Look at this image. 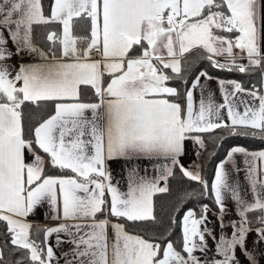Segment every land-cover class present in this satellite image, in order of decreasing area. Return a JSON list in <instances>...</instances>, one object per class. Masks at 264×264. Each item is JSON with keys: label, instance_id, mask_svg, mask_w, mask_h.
I'll use <instances>...</instances> for the list:
<instances>
[{"label": "snow or ice", "instance_id": "obj_1", "mask_svg": "<svg viewBox=\"0 0 264 264\" xmlns=\"http://www.w3.org/2000/svg\"><path fill=\"white\" fill-rule=\"evenodd\" d=\"M57 23L62 27L47 32V46L38 44L35 29ZM197 48L206 53L198 59L213 68L248 75L259 69V86L245 88L207 71L189 85L182 61ZM25 55L38 62H21L18 69L6 62ZM202 77L217 80L223 102ZM173 79L182 80L183 92L168 86ZM42 102L53 103L51 114L26 126L25 105L39 108ZM217 129L264 141V0H52L48 14L42 0H0V222L6 225L4 243L27 252L10 264H59L48 243L53 234L57 248L72 246L62 253L64 264H240L238 247L257 264L246 238L255 231L254 243L264 241V149L231 147L211 182L201 165L180 163L187 140L206 149L204 134ZM226 138L212 142L219 147ZM113 160L148 161L159 174L140 175L138 163H126L127 191H121L108 167ZM49 167L64 174H48ZM177 167L199 189L183 194L161 235L129 231V223L158 225L153 197L169 191L167 181ZM200 197H210L218 211L201 204L197 216L188 208L178 248L169 239L175 214ZM229 197L239 219L225 224ZM45 203L59 223L43 226L44 240L37 242L26 218ZM255 212L253 221L249 213ZM209 213L220 222L218 239L208 227ZM228 226L231 238L223 233ZM206 236L216 241L222 258L208 256Z\"/></svg>", "mask_w": 264, "mask_h": 264}, {"label": "trees", "instance_id": "obj_2", "mask_svg": "<svg viewBox=\"0 0 264 264\" xmlns=\"http://www.w3.org/2000/svg\"><path fill=\"white\" fill-rule=\"evenodd\" d=\"M44 5L45 13L48 14L49 6L52 3V0H42ZM61 29L60 24H52L47 26H39L35 29V38L38 44L43 47L47 46V41L45 40V36L48 31L56 30L59 31ZM74 31L77 34H83V32L77 27L74 28ZM224 34V33H223ZM206 53L202 49H195L191 53L186 54V61H182V68L184 70V75L187 77L189 81V85L191 81L195 78L197 74L201 71H207L210 75L219 77L222 79H234L239 82H242L245 88H250L252 84H257L259 86V75L260 70H254L253 74H241L238 72H227L223 70H219L213 68L210 62L206 59H198L200 56H204ZM165 72L169 75H175L170 72L168 69H165ZM169 85L174 86L183 92L185 85L183 84L181 79H173L167 82ZM91 95V93H89ZM53 109V103L42 102L40 107L37 108L33 104H26L24 108L25 113V124L26 126H34L38 121L47 118L48 115L51 114ZM227 136L226 139H223L222 144L217 147L213 144L212 139L215 137L219 140L220 137ZM204 139L206 141L207 147L204 149L201 155L200 165L202 166V175L205 179L211 182L214 178V169L219 162V160L225 158L227 151L233 146H243L249 150H261L264 149V141L259 139L246 138L242 136H228L227 129H217L213 133L204 134ZM216 151V156H211L210 154L213 151ZM48 174L51 175H61L64 174L59 169H47ZM169 191L167 193H159L154 198L155 205V214L157 216L158 225H145V224H127V228L129 231L133 229L140 231L144 229L149 232H155L157 236L161 235L164 232V229L168 226L169 217L174 214L173 209L177 205L181 203L180 198L183 196L185 192H191L193 189H199V184L197 182L191 181L190 179L184 177L181 174L180 169L177 167L174 170V176L170 177L168 180ZM201 204H209L213 210H218L217 206L213 203L210 197L208 198H192L187 200L186 203L181 207L180 212L176 215L177 224L173 230L172 235L169 239L173 240L176 243V246L179 248V242L182 238V229L180 226V220L184 214V212L188 208H195L197 210V216H199V206ZM259 215L258 212L249 213V219L255 221V218ZM115 219V218H112ZM122 222V221H121ZM49 226V224L42 225ZM253 228L259 227L258 224L253 222L251 225ZM6 225L3 222H0V246L4 247L5 252V264H10V262L15 261L16 259L26 256L27 252L24 249H14L13 246L8 243L5 244L4 241L8 239L7 236L4 235ZM36 227L33 226L31 229V237L32 239L37 240V242H42L44 240L43 232L36 231ZM39 231V234L37 235ZM35 233V234H34ZM140 234H145L144 231H141ZM15 251V255H11V253ZM27 264V261H25Z\"/></svg>", "mask_w": 264, "mask_h": 264}, {"label": "crops", "instance_id": "obj_3", "mask_svg": "<svg viewBox=\"0 0 264 264\" xmlns=\"http://www.w3.org/2000/svg\"><path fill=\"white\" fill-rule=\"evenodd\" d=\"M5 34L7 35V33H5ZM219 34L223 35V33H219ZM8 47L10 49L14 50V45H12L11 42L9 43ZM137 51H139V50H137ZM234 52L239 54V50L234 49ZM217 59L223 60L222 57H217ZM6 62L11 64V65H15L16 68L18 69L19 64L21 62H23V63H34V62H38V58L34 57V56L25 55L23 57V59L21 60L20 57L14 56L9 61H6ZM240 62L247 63V60L244 59ZM168 70L171 72L170 69H168ZM210 76H212V75H210ZM212 77L219 78V77H215V76H212ZM220 79H222V78H220ZM201 83H206L208 85V87L210 88V90H212L215 93V99L218 103L223 102L222 101V95L219 91V87H218L216 79H213L211 81H206L205 78L202 77ZM168 86L174 87V86H171L169 84H168ZM194 98H195L196 102L198 103V101H199V92L198 91L194 92ZM185 149H186V154L181 157L180 163L183 164L185 167H189V168L191 167V165L193 163L200 165L201 155H202V152L204 151V149H199L198 145L192 140H187L185 142ZM197 151H199L201 153V155H196ZM242 159H243V157L241 155L237 154L236 160H237L238 164H240L241 166H242ZM126 163H138L140 165V175H147L149 177H153V176H156L159 174L157 170L153 169L150 166L148 161H143V160L134 161V162H125L124 160L108 161V167L111 170L112 176L114 178L113 183H115L116 181H119L118 186L120 187L121 191H127L126 172L124 170ZM228 167L230 169L231 166L228 165ZM145 168L148 169L147 172L144 171ZM240 178H241V182L245 183V191L243 193L245 196V199H247L249 202H251L253 200V195L251 193L250 187L247 186L246 182L243 180V173H241ZM162 185H163V182H162ZM167 185L169 187L168 181H167ZM157 194H159V193H157ZM155 196L153 197V200H154ZM226 205H227L228 212L224 218L225 224H228L229 221H232V220H238L239 216H238L237 211H236L235 201L231 200V198L229 197L226 200ZM217 211L213 210V212H217ZM208 215H209V220L211 221V223L208 224V227L212 228L214 230V234L216 235V237L218 239L219 236L221 235L220 222L217 219V215H214L213 213H209ZM26 220H27V222L33 224V226L36 227L35 233L38 229L39 230L41 229L40 227L42 225L49 224V227H51V226H56L59 223V221L52 219V213L48 210V206L46 203L44 205H42L41 207H39L33 214H30L26 218ZM232 231H233V229L231 228V226H228V227L223 229V233L228 238H231ZM109 236L110 237L113 236V232L111 229H109ZM30 238H32L31 232H30ZM43 238H44V236H43ZM257 238H258V236H257V233L255 231L250 232L246 238V247L250 252H252L253 256L256 259L257 264H264V241L260 242L259 244H255L254 241H256ZM62 239H66V237L63 236V234H62ZM206 239L208 241L209 248H210V251L208 252V256L210 258L213 256H215L216 258H222L215 253L216 241H213V239L210 236H206ZM55 240H56V234H53L51 237L48 238V243L53 247L56 255L58 257H60L59 264H64V257L62 256V253L64 251L70 250V248L72 246L70 244L65 243V244H62L59 248H57L56 244H55ZM194 254L197 256H201L203 258V254L199 251L195 252ZM236 255H237L238 260L240 261V264H250V262L247 260V258L245 257V255L243 254V252L241 251V249L239 247L236 249Z\"/></svg>", "mask_w": 264, "mask_h": 264}]
</instances>
